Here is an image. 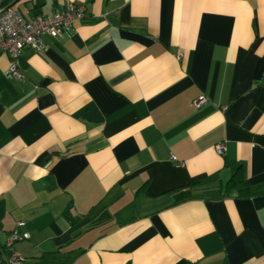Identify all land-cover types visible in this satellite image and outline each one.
I'll list each match as a JSON object with an SVG mask.
<instances>
[{
  "label": "crops",
  "instance_id": "1",
  "mask_svg": "<svg viewBox=\"0 0 264 264\" xmlns=\"http://www.w3.org/2000/svg\"><path fill=\"white\" fill-rule=\"evenodd\" d=\"M72 2L21 80L0 52V264L18 221L25 264H264V0ZM237 170L251 194L177 201Z\"/></svg>",
  "mask_w": 264,
  "mask_h": 264
},
{
  "label": "built area",
  "instance_id": "2",
  "mask_svg": "<svg viewBox=\"0 0 264 264\" xmlns=\"http://www.w3.org/2000/svg\"><path fill=\"white\" fill-rule=\"evenodd\" d=\"M63 11H57L51 15H37L32 20L26 21L13 6L12 0H0V52H5L10 57L8 74L18 80L23 78L18 69L17 56L25 47L38 48L41 44V37L49 35L59 37L70 27L74 19H81L85 16V7L82 4L75 5L72 0H64ZM206 101L204 96L194 100L198 106ZM216 152L222 154L224 145L219 143L215 146ZM25 222L18 221L10 231L6 240L5 248L9 255L5 258L4 264H25V258L12 251L13 244L28 237L26 232L20 231Z\"/></svg>",
  "mask_w": 264,
  "mask_h": 264
},
{
  "label": "trees",
  "instance_id": "3",
  "mask_svg": "<svg viewBox=\"0 0 264 264\" xmlns=\"http://www.w3.org/2000/svg\"><path fill=\"white\" fill-rule=\"evenodd\" d=\"M242 173L237 170L234 175L231 176V178L225 183L224 186H221L217 184L216 186H205L204 184H199V182H194L192 183L189 188H182L180 189V192L178 193L177 201H182L190 196H193L195 194H202V195H209V194H214L216 192H222L223 194H234L236 193L237 195L240 196H245L248 194H251L253 191L248 188L242 186L244 179L242 178Z\"/></svg>",
  "mask_w": 264,
  "mask_h": 264
}]
</instances>
